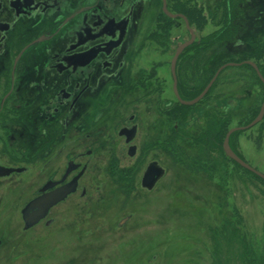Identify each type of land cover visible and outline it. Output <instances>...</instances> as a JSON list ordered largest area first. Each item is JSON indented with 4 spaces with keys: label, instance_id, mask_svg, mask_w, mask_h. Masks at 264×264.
Here are the masks:
<instances>
[{
    "label": "flooded vegetation",
    "instance_id": "af4514ba",
    "mask_svg": "<svg viewBox=\"0 0 264 264\" xmlns=\"http://www.w3.org/2000/svg\"><path fill=\"white\" fill-rule=\"evenodd\" d=\"M242 3L0 0V205L8 203L11 185L24 181L21 190L31 195L19 209L15 205L23 229L42 222L50 226V213L57 207L91 211L94 198L106 206L117 188L126 206L146 198L170 172L174 144L184 137L201 153L208 141L225 152L227 132L250 124L264 99L221 142V118L226 116L220 98L213 100L205 130L193 135L186 127L191 111L201 107L228 67L249 68L264 89L258 71L246 62H255L264 78L262 39L250 51L227 54L211 69L204 63L205 37L233 36ZM210 24L214 31L204 33ZM260 31L263 38L264 28ZM186 42L191 43L177 54ZM226 63L236 64L220 70L199 101L184 102L195 99ZM243 77L247 82L249 75ZM258 125L264 126V116L230 136L232 149L245 161L232 138ZM157 166L163 173L150 185L145 178ZM51 193L65 195L26 228L25 208ZM2 244L0 239V251Z\"/></svg>",
    "mask_w": 264,
    "mask_h": 264
},
{
    "label": "rangeland",
    "instance_id": "374dc122",
    "mask_svg": "<svg viewBox=\"0 0 264 264\" xmlns=\"http://www.w3.org/2000/svg\"><path fill=\"white\" fill-rule=\"evenodd\" d=\"M242 2L233 36L205 37L208 69L227 54L250 51L264 40L260 36L264 5L260 0ZM214 29L210 24L204 33ZM250 73L247 67L225 69L201 107L191 111L188 134L207 128L213 100L218 98L222 116L231 115V127L259 109L264 89ZM243 74L249 75L247 82ZM263 127L255 126L232 140L264 173ZM208 145L206 158L199 160V147L190 138L180 140L172 164L166 161L170 172L146 198L126 206L117 188L106 206L94 198L91 211L57 207L50 213L54 218L50 226L42 222L23 229L15 205L22 207L31 194L21 190L24 181L13 183L8 203L0 205V264H264V179L237 165L216 143ZM127 215L131 219L120 226Z\"/></svg>",
    "mask_w": 264,
    "mask_h": 264
},
{
    "label": "water",
    "instance_id": "95a60500",
    "mask_svg": "<svg viewBox=\"0 0 264 264\" xmlns=\"http://www.w3.org/2000/svg\"><path fill=\"white\" fill-rule=\"evenodd\" d=\"M192 42V41H191ZM191 42H186L185 44H182L178 49V53L180 52L181 49H184L188 44H190ZM176 59V57H175ZM250 64H252L256 70L258 71L260 77L262 78V80L264 81V78L262 77L259 68L257 66V64L255 62L252 61H246ZM235 65L236 63H226L224 65H222L217 73L215 74V76L213 77V79L208 83V85L205 87V89L193 100L190 101H184L185 103L188 104H193L197 101H199L210 89V87L212 86L214 80L216 79L218 73L220 72V70H222L224 67H226L227 65ZM240 64V63H239ZM264 116V102L261 106V110L259 115L248 125L246 126H240V127H234L231 128L224 139L223 142V147L224 150L226 152V154L232 158L233 160H235L236 162H238L240 165H242L244 168L252 171L253 173H255L256 175L262 177L264 179V173L261 172L260 170L256 169L255 167H253L250 163H248L247 161H245L244 159H242L231 147L230 145V136L233 132L237 131V130H241V129H245L248 128L252 125H254L255 123H257L258 121H260L262 119V117ZM153 170V168H152ZM151 173V174H150ZM163 173V169L160 166H157V168L155 169V171H150L149 174H147L145 181L146 182H150V185H152L156 180H158L160 178V176ZM65 194H62L60 196L51 193V194H47L44 195L42 197H39L37 199H35L33 202H31L23 211L24 214V219L26 221V228L34 225L36 222H38L41 218L45 217L48 214V209L50 206H52L53 204H55L58 200H60L61 198H63Z\"/></svg>",
    "mask_w": 264,
    "mask_h": 264
},
{
    "label": "trees",
    "instance_id": "16d2710c",
    "mask_svg": "<svg viewBox=\"0 0 264 264\" xmlns=\"http://www.w3.org/2000/svg\"><path fill=\"white\" fill-rule=\"evenodd\" d=\"M231 127V119H229V117H222L221 118V128H220V142L223 140V138H224V136H225V134H226V132L228 131V129ZM197 141V140H196ZM211 142V141H210ZM212 143H215V141L213 142L212 141ZM199 144V143H198ZM175 145H177V144H174V147H173V155H174V151L176 150V148L178 147L179 149H180V147L179 146H176L175 147ZM204 146H205V148H204V150L205 149H208V142H206V143H204ZM204 155V152L202 153V155H198L197 157H198V159L199 160H204L206 157H204L203 156ZM181 160V159H180Z\"/></svg>",
    "mask_w": 264,
    "mask_h": 264
}]
</instances>
